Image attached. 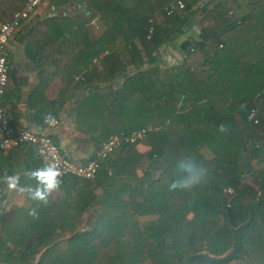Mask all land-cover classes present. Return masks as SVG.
Masks as SVG:
<instances>
[{
    "label": "trees",
    "instance_id": "obj_1",
    "mask_svg": "<svg viewBox=\"0 0 264 264\" xmlns=\"http://www.w3.org/2000/svg\"><path fill=\"white\" fill-rule=\"evenodd\" d=\"M171 1L159 6L166 23L153 19L151 34V17L125 10L118 23L107 25L109 37L118 29L131 42L127 51L135 71L99 79L116 83L107 95H92V102L105 105L101 113L109 122L125 123L115 133L149 130L105 161L93 181L61 179L85 183L75 189L82 193L78 209L85 217L93 212L91 230L64 239L76 221L50 216L54 206H43L35 216L12 208L2 225L0 264H35L40 255L38 264H176L178 257L187 264L199 253L221 257L233 246V228L256 205L262 217L255 209L253 222L238 233L237 256L227 264H264V0H246L241 14L220 4L201 6L197 35L180 44L182 62L167 66L162 45L185 31L180 15L165 13ZM26 2L0 0V22H10ZM106 48L111 46L94 54ZM253 109L258 123L249 119ZM138 145L148 150L141 153ZM184 157L207 175L191 188H174L180 175L175 162ZM153 160H159V176L150 167ZM248 177L254 186L246 185ZM228 187L235 191L231 198L224 194ZM6 194L0 179V202ZM140 216L153 219L140 226L133 221Z\"/></svg>",
    "mask_w": 264,
    "mask_h": 264
},
{
    "label": "crops",
    "instance_id": "obj_2",
    "mask_svg": "<svg viewBox=\"0 0 264 264\" xmlns=\"http://www.w3.org/2000/svg\"><path fill=\"white\" fill-rule=\"evenodd\" d=\"M165 1L50 0L36 8L22 22L7 45L9 81L3 104L11 124L17 129L28 128L49 135L63 152L79 163L95 158L102 142L126 127L124 122H109L107 113H101L105 108L101 101L92 102V95H107L116 83V80L109 82L99 79H117L124 72L133 74L135 71L133 59L127 51V45L131 42L118 29H115V34H111L113 37H109L108 27L118 21L119 12L124 10L136 15H147L155 19L156 23H166V17L159 8ZM183 1L190 8L177 14L185 21V31L163 44L173 47L182 59L180 44L197 35L194 31L199 30L197 10L201 6L220 4L230 13L246 12V0ZM106 20L108 23L105 24ZM131 24L136 28L139 21L132 20ZM134 43L140 45L137 39ZM109 45L110 49L106 48L99 55L94 54L95 48ZM150 63L145 67L150 66ZM91 77L92 80L89 79ZM48 115L60 118V124L50 127L44 119ZM138 150L145 153L148 147L138 145ZM117 156L119 150L112 158ZM42 166L43 163L30 145L22 144L11 151L0 149V179L5 175L19 173L20 184L34 187L35 179L25 173ZM138 175H142V172ZM84 184L70 180L61 182L50 194L46 204L31 200L27 191L21 193L7 189L5 199L0 202V212L5 208L7 216L12 208H35L39 215L43 206L52 205L55 209L50 216L61 214L76 221V229L61 237L68 239L91 230L88 222L92 210L85 217L78 209L82 201L78 195L82 193L75 188ZM60 204H64L66 209L61 211L59 207L63 205Z\"/></svg>",
    "mask_w": 264,
    "mask_h": 264
},
{
    "label": "built area",
    "instance_id": "obj_3",
    "mask_svg": "<svg viewBox=\"0 0 264 264\" xmlns=\"http://www.w3.org/2000/svg\"><path fill=\"white\" fill-rule=\"evenodd\" d=\"M48 1L50 0H27L24 8L16 12L10 22L0 24V149L2 151H11L22 144L30 145L34 148L43 165L53 164L60 169L61 179L74 178L79 181H93L105 161L109 160L123 145L136 144L143 140L149 129L143 128L111 134L102 142L95 158L88 160L86 163H79L63 152L49 135L37 133L28 128H15L11 124L4 108V95L9 81L7 45L17 33L22 22L36 8ZM185 7L183 0H173L164 7V10L166 15L171 16L184 11ZM150 23L149 34L154 30L153 19L150 20ZM249 119L258 123L256 110L253 109L251 111ZM60 122V118H55V123H49V126L57 127ZM224 194L231 198L235 195V191L231 187L224 188Z\"/></svg>",
    "mask_w": 264,
    "mask_h": 264
},
{
    "label": "clouds",
    "instance_id": "obj_4",
    "mask_svg": "<svg viewBox=\"0 0 264 264\" xmlns=\"http://www.w3.org/2000/svg\"><path fill=\"white\" fill-rule=\"evenodd\" d=\"M44 119L46 122L55 123V118L51 115L45 116ZM221 131H223V128H221ZM175 163L180 175L173 182L174 188H191L206 178L207 169L190 157H184ZM25 174L35 179L36 184L34 187L20 184L19 173L5 175L2 178L3 183L8 190L21 193L27 191L29 198L37 203L46 204L50 194L61 184L60 169L53 164H45L42 167L29 170ZM28 214L31 216L37 215L36 209H30Z\"/></svg>",
    "mask_w": 264,
    "mask_h": 264
},
{
    "label": "water",
    "instance_id": "obj_5",
    "mask_svg": "<svg viewBox=\"0 0 264 264\" xmlns=\"http://www.w3.org/2000/svg\"><path fill=\"white\" fill-rule=\"evenodd\" d=\"M158 162H159V160H153L151 162L150 167L152 170H155L157 168L156 164ZM255 209H257L259 211V213L262 217V212L257 205L250 209L249 219L245 223L240 225L239 227L233 228L234 243H233L232 248L225 255H223L221 257H216V256H213L209 253H199V254H195V255L190 256L187 259V264H196L200 261L208 262V263H214V264H227L229 261L233 260L237 256V252H238V244H239L238 233H239V231L248 227L253 222ZM5 219H6V210H5V208H2L1 212H0V236L2 233V225L4 224ZM40 258H41V255L38 257L35 264H38ZM176 264H182V260L180 257L177 258Z\"/></svg>",
    "mask_w": 264,
    "mask_h": 264
},
{
    "label": "rangeland",
    "instance_id": "obj_6",
    "mask_svg": "<svg viewBox=\"0 0 264 264\" xmlns=\"http://www.w3.org/2000/svg\"><path fill=\"white\" fill-rule=\"evenodd\" d=\"M163 48V49H162ZM161 51L162 52V57H161V60H163L165 63V65L167 66H172V65H175V64H179L182 62V57H181V54L180 53H177L174 51L173 47L169 46V45H165L161 47ZM155 173L154 175L155 176H159L161 174V171H158V168H156L155 170H153ZM245 183L246 185H249V186H254V183L252 181V179L250 177L246 178L245 180ZM153 219V217L149 216V217H137L136 219H133V221L139 223V225H145L147 224L149 221H151ZM61 247H66L67 244L66 243H61L60 244Z\"/></svg>",
    "mask_w": 264,
    "mask_h": 264
}]
</instances>
